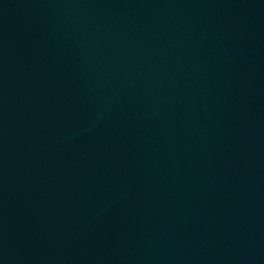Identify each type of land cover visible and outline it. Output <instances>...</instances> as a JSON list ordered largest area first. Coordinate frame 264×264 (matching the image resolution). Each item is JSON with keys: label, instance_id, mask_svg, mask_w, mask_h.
<instances>
[{"label": "water", "instance_id": "water-1", "mask_svg": "<svg viewBox=\"0 0 264 264\" xmlns=\"http://www.w3.org/2000/svg\"><path fill=\"white\" fill-rule=\"evenodd\" d=\"M0 264H264V0H0Z\"/></svg>", "mask_w": 264, "mask_h": 264}]
</instances>
